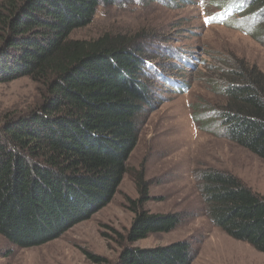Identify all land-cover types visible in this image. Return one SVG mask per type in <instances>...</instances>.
I'll return each mask as SVG.
<instances>
[{
	"label": "trees",
	"instance_id": "trees-1",
	"mask_svg": "<svg viewBox=\"0 0 264 264\" xmlns=\"http://www.w3.org/2000/svg\"><path fill=\"white\" fill-rule=\"evenodd\" d=\"M115 2L0 0V83L28 77L43 89L38 106L0 120V234L20 247L45 244L89 219L111 202L128 171L140 114L153 98L146 57L124 36L70 38L93 22L101 4ZM212 2L245 17L239 28L264 44V0ZM221 77L223 102L208 120L264 160V72L239 61ZM140 172V196L129 199L130 243L182 221L179 212L140 208L150 197ZM198 187L211 221L264 253V196L216 168L201 172ZM194 258L190 242L180 240L126 246L118 264H193Z\"/></svg>",
	"mask_w": 264,
	"mask_h": 264
},
{
	"label": "rangeland",
	"instance_id": "rangeland-1",
	"mask_svg": "<svg viewBox=\"0 0 264 264\" xmlns=\"http://www.w3.org/2000/svg\"><path fill=\"white\" fill-rule=\"evenodd\" d=\"M220 6L212 0H117L101 4L93 22L71 34L88 41L124 36L129 46L139 45L153 98L140 114L139 142L111 202L45 244L23 248L0 234V264H118L126 246L180 240L190 242L193 264H264V253L211 221L198 187L201 172L216 168L264 196V160L208 120L209 110L223 102L222 69L242 61L264 72V44L239 28L245 17ZM42 96L39 83L28 77L0 83V120L28 112ZM140 171L150 195L140 208L179 212L182 221L170 232L130 243L126 234L135 212L129 199L140 196Z\"/></svg>",
	"mask_w": 264,
	"mask_h": 264
}]
</instances>
